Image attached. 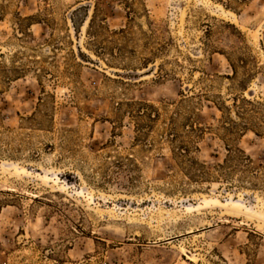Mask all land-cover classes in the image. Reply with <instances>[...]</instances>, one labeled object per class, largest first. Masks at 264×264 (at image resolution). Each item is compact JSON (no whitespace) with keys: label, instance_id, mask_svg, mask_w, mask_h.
Listing matches in <instances>:
<instances>
[{"label":"rangeland","instance_id":"rangeland-1","mask_svg":"<svg viewBox=\"0 0 264 264\" xmlns=\"http://www.w3.org/2000/svg\"><path fill=\"white\" fill-rule=\"evenodd\" d=\"M0 264H264V0H0Z\"/></svg>","mask_w":264,"mask_h":264},{"label":"trees","instance_id":"trees-1","mask_svg":"<svg viewBox=\"0 0 264 264\" xmlns=\"http://www.w3.org/2000/svg\"><path fill=\"white\" fill-rule=\"evenodd\" d=\"M125 105L132 107V110H130L129 113L140 122L143 121L144 117H148L149 119L154 118L157 113L153 106L146 103L126 102Z\"/></svg>","mask_w":264,"mask_h":264}]
</instances>
